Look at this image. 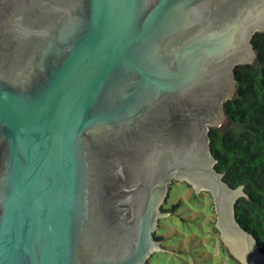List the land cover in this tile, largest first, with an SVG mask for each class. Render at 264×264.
Masks as SVG:
<instances>
[{
	"label": "water",
	"instance_id": "obj_1",
	"mask_svg": "<svg viewBox=\"0 0 264 264\" xmlns=\"http://www.w3.org/2000/svg\"><path fill=\"white\" fill-rule=\"evenodd\" d=\"M260 31L264 0H0V264H147L174 181L264 264L210 138Z\"/></svg>",
	"mask_w": 264,
	"mask_h": 264
},
{
	"label": "trees",
	"instance_id": "obj_2",
	"mask_svg": "<svg viewBox=\"0 0 264 264\" xmlns=\"http://www.w3.org/2000/svg\"><path fill=\"white\" fill-rule=\"evenodd\" d=\"M252 42L257 53L255 62L237 66V91L232 99L225 102L228 123L211 127L210 138L217 160L216 168L224 173L228 184L232 187L243 185L247 194L236 203L237 220L254 235L259 249L264 253V31L256 32ZM202 194L208 193L195 196ZM180 205L181 200L170 206L167 202L163 210L169 216L176 213ZM214 211L211 204L213 234L210 233L211 241L207 245L212 249L211 255L217 264H224V260L241 264L222 242L215 226ZM163 220L160 219V229L164 227ZM160 229L155 232L156 238L162 241L163 247L173 252L174 244L164 245L170 232ZM224 254L225 257L222 256ZM147 264H153L151 258Z\"/></svg>",
	"mask_w": 264,
	"mask_h": 264
},
{
	"label": "rangeland",
	"instance_id": "obj_3",
	"mask_svg": "<svg viewBox=\"0 0 264 264\" xmlns=\"http://www.w3.org/2000/svg\"><path fill=\"white\" fill-rule=\"evenodd\" d=\"M227 123L228 118L223 124ZM195 193V189L187 182L174 181L172 183L163 207L167 202L170 206L177 203L178 200H181V205L176 213L163 217L164 227L160 229L159 224L156 232L159 229L170 232L164 245L174 244V248H172L173 252L165 247L164 250L155 252L156 254L151 257L153 264H217L211 255L213 254L212 249L207 246L211 241L210 233L213 234L211 204L212 210H215L214 202L209 192H206L209 195L199 196L195 195L204 192ZM214 213L216 212L214 211ZM222 256L225 257V254ZM224 264H233V262L224 260Z\"/></svg>",
	"mask_w": 264,
	"mask_h": 264
}]
</instances>
